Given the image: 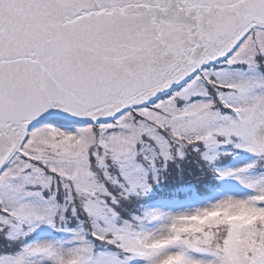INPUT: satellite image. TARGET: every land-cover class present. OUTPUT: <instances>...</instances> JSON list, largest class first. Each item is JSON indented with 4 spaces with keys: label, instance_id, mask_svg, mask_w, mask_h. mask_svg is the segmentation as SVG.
<instances>
[{
    "label": "snow or ice",
    "instance_id": "snow-or-ice-1",
    "mask_svg": "<svg viewBox=\"0 0 264 264\" xmlns=\"http://www.w3.org/2000/svg\"><path fill=\"white\" fill-rule=\"evenodd\" d=\"M0 264H264V0H0Z\"/></svg>",
    "mask_w": 264,
    "mask_h": 264
}]
</instances>
